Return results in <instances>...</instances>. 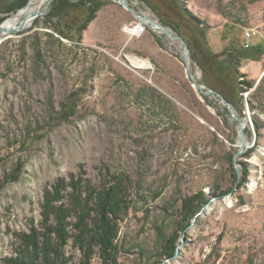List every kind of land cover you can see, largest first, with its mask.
I'll return each instance as SVG.
<instances>
[{"label":"rangeland","instance_id":"obj_1","mask_svg":"<svg viewBox=\"0 0 264 264\" xmlns=\"http://www.w3.org/2000/svg\"><path fill=\"white\" fill-rule=\"evenodd\" d=\"M125 2L128 10L102 0L80 42L45 28L50 5L0 41V264L17 256L19 237L40 229L44 192L58 179L100 189L106 174L126 178L130 195L118 264H264V0H179L215 52L233 26L247 49L263 50L241 62L238 82L252 87L232 104L204 84L186 42L147 4ZM133 23L143 32L126 33ZM200 194L173 256H159L183 201ZM64 253L72 263L81 257L70 244Z\"/></svg>","mask_w":264,"mask_h":264},{"label":"trees","instance_id":"obj_2","mask_svg":"<svg viewBox=\"0 0 264 264\" xmlns=\"http://www.w3.org/2000/svg\"><path fill=\"white\" fill-rule=\"evenodd\" d=\"M28 1L11 0L0 10V22ZM140 1L151 8L163 26L171 28L186 42L191 59L203 72V82L209 89L232 104L239 93L252 87L251 82H238L237 71L242 61L252 60L250 51L261 53L263 50L245 48L244 37L237 26L232 27V35H227V39L223 38L226 35L222 37L225 46L215 52L207 41L205 29L189 12L181 9L179 0H159L171 13L153 7L150 0ZM102 5V0H53L42 23L61 38L80 42L82 33ZM104 178L100 189L80 177L69 183L58 179L50 191L44 192L40 229L31 228L29 234L19 237L17 256L5 259L4 264H92L95 256L100 264H118L120 221L130 207V195L126 178L109 174ZM244 180L245 174L241 181ZM63 197H66L65 203ZM204 202L202 194L183 201L176 230L164 238L159 256L168 259L173 256L176 231L188 226L190 217ZM157 234L162 236L159 230ZM68 244L79 251L78 262L72 263L71 257L65 256L64 248Z\"/></svg>","mask_w":264,"mask_h":264},{"label":"bare ground","instance_id":"obj_3","mask_svg":"<svg viewBox=\"0 0 264 264\" xmlns=\"http://www.w3.org/2000/svg\"><path fill=\"white\" fill-rule=\"evenodd\" d=\"M45 2H46V0H31L28 6H26L24 9L20 10L14 17H12L11 19L7 20L2 25H0V41H2L5 37H7L11 31L16 30L17 28H18V30H21L22 28L24 30L30 28L33 25V22L35 20L34 17L36 14V11L32 8L33 4L37 3L40 7L43 4H45ZM20 21L23 23V26L18 27ZM149 22H150L151 27H153L154 30H156L158 28V31H162L163 33H165V31H163L157 24L153 23L150 20H149ZM139 34H137V35H139ZM129 35L133 36V32H129ZM168 37H170V36H168ZM170 38H172V37H170ZM132 61L135 64L147 65V63L143 62V61L139 62L138 60H135V59H132Z\"/></svg>","mask_w":264,"mask_h":264},{"label":"built area","instance_id":"obj_4","mask_svg":"<svg viewBox=\"0 0 264 264\" xmlns=\"http://www.w3.org/2000/svg\"><path fill=\"white\" fill-rule=\"evenodd\" d=\"M124 31L129 34V32H133V35H137L139 33L143 32V27L140 23H133L125 27ZM129 31V32H128ZM246 40L250 39L252 36H254L253 31H246L244 33ZM248 43L246 41L245 48H248Z\"/></svg>","mask_w":264,"mask_h":264},{"label":"water","instance_id":"obj_5","mask_svg":"<svg viewBox=\"0 0 264 264\" xmlns=\"http://www.w3.org/2000/svg\"><path fill=\"white\" fill-rule=\"evenodd\" d=\"M52 1H53V0H47L44 9H43L41 12H36L35 16L43 15V14L45 13V11L47 10L48 6L50 5V3H51ZM117 1L119 2V4H122V5L128 10V6H127L125 0H117ZM153 23H154V22H153ZM158 26H159L163 31H165V33L167 34V36L172 37V36L168 33V31H167L166 28H164V27L161 26V25H158ZM172 38H173V37H172ZM174 38L177 39V40H179L181 43H184L183 40H182L179 36H176V37H174ZM198 89H199L200 91H202V88H201V87H198ZM222 102H223V103H227V102L224 101V100H222ZM228 106H229V104H228ZM229 107H230V106H229Z\"/></svg>","mask_w":264,"mask_h":264}]
</instances>
